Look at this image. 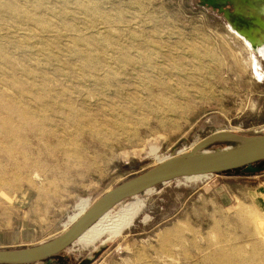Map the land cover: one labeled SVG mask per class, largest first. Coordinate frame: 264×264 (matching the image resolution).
Returning <instances> with one entry per match:
<instances>
[{"label": "rangeland", "instance_id": "374dc122", "mask_svg": "<svg viewBox=\"0 0 264 264\" xmlns=\"http://www.w3.org/2000/svg\"><path fill=\"white\" fill-rule=\"evenodd\" d=\"M232 11L202 0H0V162L31 149L40 159L38 173L22 161L21 181L0 166V239L15 245L0 249L55 239L81 204L174 150L264 126V75L243 70L227 43ZM62 145L69 153L57 154L55 170L45 153ZM75 157L90 163L64 167ZM253 167L261 170L182 178L120 203L109 216L138 199L145 207L93 264H156L160 245L142 247L165 224L187 226L196 240L186 249L195 256L198 243L209 257L190 264H264V161ZM252 205L260 213L250 219ZM100 244L54 260L79 264Z\"/></svg>", "mask_w": 264, "mask_h": 264}, {"label": "bare ground", "instance_id": "6f19581e", "mask_svg": "<svg viewBox=\"0 0 264 264\" xmlns=\"http://www.w3.org/2000/svg\"><path fill=\"white\" fill-rule=\"evenodd\" d=\"M232 1L233 11L230 13V16L227 18L228 21V31L229 37L227 38V43L231 46L233 52H236L238 55V61L243 64L242 69L248 70L250 67L254 72L262 77L264 75L263 72V62L261 58H264V0H229ZM56 125H52L49 127L50 130H55ZM49 130V131H50ZM225 132V131H219ZM35 133V132H34ZM49 135L52 139H56V134L53 132H49ZM41 136L35 133V138L37 139ZM93 137V136H91ZM34 138V137H33ZM201 143V142H200ZM63 144V143H62ZM198 144H193L183 148L182 150H174L170 155L165 156L162 162L172 159L174 157L181 156L183 154H187L197 148ZM61 146V144H60ZM223 147H215V148H203L199 152H213L222 150ZM32 152V153H31ZM64 158L66 154L69 153L68 150L65 149V146L62 145V148H59L58 151L48 150L45 154L48 158H55L56 161H48L51 166L55 167V170H58V165H60V159H58L57 154ZM79 154V152H77ZM81 158L83 159L82 153H80ZM76 161L70 163L69 161L65 162L64 167H68L67 165L73 166L74 169L78 166L88 165L90 162L78 161V158L75 157ZM39 155L38 152H34V149L29 150V154L23 153L21 159L17 160L15 157H7L4 161L5 163L0 162L1 168H5L6 170L11 169V177L14 181H21L26 177L24 173L21 172L23 169L22 161L30 162L32 167L34 168L35 173L40 171L39 169ZM161 162V163H162ZM68 170V169H65ZM0 173L3 174V170L0 169ZM8 173V172H5ZM4 173V174H5ZM209 176V175H207ZM204 176H195L191 178H187L191 181H198ZM63 179V178H62ZM64 180H67L64 178ZM65 185L74 184V181H64ZM145 207L144 202L142 200H135L131 202L129 205L125 206L115 215L109 216L112 210L107 212L104 216H102L92 227H90L74 244L79 246L80 249H88L91 246L95 245L99 240L101 242L107 240H118L119 238L124 236V230L133 225L136 217L140 214V212ZM90 208V205L87 202H84L80 205L79 211L74 214L70 223L67 225V230L72 224H74L83 214ZM250 212L247 213L244 211V215L249 217L250 219L256 218V214L260 213L259 209L252 205ZM251 215V216H250ZM255 215V216H254ZM264 222V220H260L257 222V229L260 231V223ZM190 229L187 226L178 225L176 227H172L168 224L161 226L160 231H157L153 234V237L149 239V241L143 243L142 251H147V248L154 247L156 245H160V251H157V255H153L154 262L158 261L160 264H169L175 260L182 261V264H190L192 262V258L197 256V254H202L203 257L209 258L203 254V250L198 243L196 246H199L197 249L199 252H196V255L190 254L189 249L187 250L184 244L185 241H194L195 237H190L188 234ZM162 242H166V245H162ZM173 247V251H172ZM178 250H177V249ZM181 248V249H180ZM180 253L181 251L185 250ZM208 249V248H207ZM260 250V249H258ZM168 254L167 256H163ZM233 254L237 255V250H233ZM158 256V257H157ZM235 258V257H232ZM162 259V261H161ZM158 262L156 264H158ZM151 264H154L151 262ZM178 264H181L178 263ZM217 264H224L221 261L217 262ZM226 264V263H225Z\"/></svg>", "mask_w": 264, "mask_h": 264}, {"label": "water", "instance_id": "95a60500", "mask_svg": "<svg viewBox=\"0 0 264 264\" xmlns=\"http://www.w3.org/2000/svg\"><path fill=\"white\" fill-rule=\"evenodd\" d=\"M202 1L220 9L226 4L232 5V1L229 0ZM229 16L230 13L227 14V18ZM250 134L251 136L247 137L229 132L214 133L199 143L195 150L159 163L109 190L55 239L30 248L0 249V264H50L114 207L165 183L182 178L222 174L240 168L246 173L259 172L261 169L253 165L264 160V126L252 129ZM224 141L233 144L218 151L199 152L210 144ZM260 230L264 235V222L260 223ZM112 241L114 240L101 242L95 255L86 257L79 264H93ZM62 260L60 258L59 263Z\"/></svg>", "mask_w": 264, "mask_h": 264}, {"label": "crops", "instance_id": "0c3cea01", "mask_svg": "<svg viewBox=\"0 0 264 264\" xmlns=\"http://www.w3.org/2000/svg\"><path fill=\"white\" fill-rule=\"evenodd\" d=\"M14 246L15 245L9 243L8 235H5L2 240L0 239V248H10V247H14Z\"/></svg>", "mask_w": 264, "mask_h": 264}, {"label": "flooded vegetation", "instance_id": "af4514ba", "mask_svg": "<svg viewBox=\"0 0 264 264\" xmlns=\"http://www.w3.org/2000/svg\"><path fill=\"white\" fill-rule=\"evenodd\" d=\"M64 260H62L60 263H59V260H52L51 262H50V264H63L64 262H63Z\"/></svg>", "mask_w": 264, "mask_h": 264}, {"label": "trees", "instance_id": "16d2710c", "mask_svg": "<svg viewBox=\"0 0 264 264\" xmlns=\"http://www.w3.org/2000/svg\"><path fill=\"white\" fill-rule=\"evenodd\" d=\"M264 161V160H263ZM236 170V169H235ZM227 172H229V171H227ZM224 173H226V172H224Z\"/></svg>", "mask_w": 264, "mask_h": 264}, {"label": "built area", "instance_id": "2783aa9c", "mask_svg": "<svg viewBox=\"0 0 264 264\" xmlns=\"http://www.w3.org/2000/svg\"><path fill=\"white\" fill-rule=\"evenodd\" d=\"M162 161H163V160H162ZM162 161H160V163H161Z\"/></svg>", "mask_w": 264, "mask_h": 264}]
</instances>
